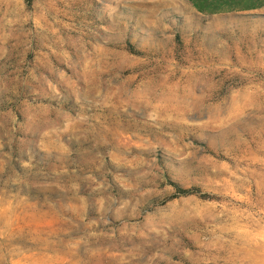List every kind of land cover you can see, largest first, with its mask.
<instances>
[{
	"label": "rangeland",
	"instance_id": "rangeland-1",
	"mask_svg": "<svg viewBox=\"0 0 264 264\" xmlns=\"http://www.w3.org/2000/svg\"><path fill=\"white\" fill-rule=\"evenodd\" d=\"M0 264H264V0H0Z\"/></svg>",
	"mask_w": 264,
	"mask_h": 264
},
{
	"label": "trees",
	"instance_id": "trees-1",
	"mask_svg": "<svg viewBox=\"0 0 264 264\" xmlns=\"http://www.w3.org/2000/svg\"><path fill=\"white\" fill-rule=\"evenodd\" d=\"M201 11H205L203 8H201V7H198ZM178 39H179V37H178ZM173 186L176 188V190H177V196H178V194H179V196H188V195H193V194H195V193H197L196 191L194 192V190H185V189H183L182 187H180V185L179 184H176V183H174L173 184ZM176 196V197H177ZM174 198H175V196H174Z\"/></svg>",
	"mask_w": 264,
	"mask_h": 264
}]
</instances>
